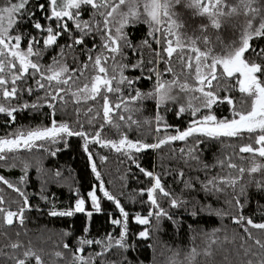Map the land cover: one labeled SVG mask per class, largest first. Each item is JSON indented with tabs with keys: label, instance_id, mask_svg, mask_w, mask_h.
Segmentation results:
<instances>
[{
	"label": "trees",
	"instance_id": "obj_1",
	"mask_svg": "<svg viewBox=\"0 0 264 264\" xmlns=\"http://www.w3.org/2000/svg\"><path fill=\"white\" fill-rule=\"evenodd\" d=\"M8 2L0 0V7ZM95 2L100 7L81 5L78 17L64 18L68 31L51 46L44 45L47 28L60 30L57 24L61 21L48 19L49 0H28L25 8L14 15L15 23L9 33L22 37V50H27L33 37L39 41L32 45L30 59L39 65L40 72L29 68L16 81V95L5 98L3 87L10 91L13 86L12 71L19 75L18 67L12 71L5 68L3 75L9 83L0 87V105L16 111L14 120L0 113V137L48 127L55 119L57 123L68 124L73 132L87 133L88 146L85 150L84 136L61 134L55 142L42 140L30 148L0 153L4 157L0 159V177L12 185L0 181L3 210L0 211V264H18L20 260L37 264L36 256L40 257L39 264H264V229L253 226L264 224V157L258 152L241 151L248 145L261 147L256 144L261 133L245 131L229 137L195 132L184 140L168 139L177 135V130L184 131L190 126L191 107L200 108L195 116L215 115L217 119H228L233 111L249 109L250 98L239 91L237 77H221L212 82L210 89L205 85L220 101L210 109L204 108L201 104L204 98L195 97L196 91L191 90L198 85L194 61L193 69L186 70L181 57L186 60L194 57L192 40L201 51L211 50L212 55L239 47L248 21L252 20L256 28L264 17V0L252 3L253 8L260 9L254 20V14L247 12L240 0H226L238 11L219 16L218 28L207 15L189 7V0H181L171 9L175 13L171 19L180 25L172 26V35L165 34L169 27L165 23L150 36L153 28L145 22L148 18L141 8L139 18L128 16V23L122 29L131 47L118 39V52L109 51L114 45L108 36L120 35L116 28L125 19L123 14L129 12V4L106 0L108 6H104L102 0ZM116 5L119 7L108 17L109 32L105 16ZM71 11L75 16L77 10ZM223 11L229 9L224 7ZM37 22L41 29L34 27ZM177 37L184 47L168 57L164 52L167 40L171 39L175 47ZM81 38L83 43L74 42ZM250 45L245 58L264 66V54L257 55L264 49V37H253ZM97 56L102 58L101 66L107 70L105 78L112 80L114 91L102 87L95 99H85L90 92L78 90L85 84L90 89L93 78L99 74L94 67ZM210 62L209 58L207 63ZM136 64L139 67L133 68ZM49 66L53 71L61 67H67L68 71L59 80L48 81L47 76L52 74ZM168 68L172 71H167ZM121 71L127 80L133 81L131 85L127 80L121 82ZM157 73L166 85L177 81L169 92L172 99L159 104L157 96L145 95L154 93ZM63 80L68 83H62ZM185 83L189 87L182 90L179 86ZM137 91L142 96L132 100ZM105 95L110 105V120L103 113ZM225 97H230L233 104ZM184 105L188 107L183 112L178 110ZM157 116L161 118L159 121ZM97 132L98 142L93 139ZM125 137L138 146H159L142 147L139 151L123 146L117 151L105 143ZM161 140L166 142L161 144ZM253 167L257 171H251ZM157 178L163 191L154 188ZM151 188L155 204L149 199ZM91 190L97 196L98 209L88 195ZM105 191L113 199L105 196ZM80 199L84 200L83 212L75 211V203ZM121 207L128 213L126 225ZM8 211L16 214L11 224L6 219ZM53 212L58 214L52 215ZM64 212L72 214L59 215ZM137 215L148 222L141 224ZM113 220L121 223L114 224ZM122 232L125 233L123 246L116 243ZM141 232L147 235L142 237Z\"/></svg>",
	"mask_w": 264,
	"mask_h": 264
},
{
	"label": "snow or ice",
	"instance_id": "obj_2",
	"mask_svg": "<svg viewBox=\"0 0 264 264\" xmlns=\"http://www.w3.org/2000/svg\"><path fill=\"white\" fill-rule=\"evenodd\" d=\"M181 0H119V4H129V12L123 14L125 16V19L122 21L121 26L116 28V32L120 34L118 37H113L111 35L108 36V40L111 42L113 47L109 48V51L111 52H118L120 50V45L118 43V39H123L125 41L126 46L131 47V44L128 42L127 38L123 36L122 29L126 23H128L127 17L131 16L133 18H139L141 13V8L143 9V14L147 16L146 23H149L153 31L149 32V35H153L154 31H160V25L162 24H169V27H167L165 34L166 35H172V26L180 27V25H176V22L172 20V16L175 15L174 12L171 11V9L176 5L179 4ZM254 2V0H240V4L242 6H245L247 8V12L253 13V20L256 18L257 15L260 13V9L253 8L251 5ZM28 3V0H19V2H12V0H9L8 3H6L3 7H0V87H3L9 83L7 79H5L3 73L5 72V68L9 71L19 68V75L16 74L15 71H12V88L9 91L7 87H3V96L5 98H11L16 95L17 88L15 87L16 81L23 78L25 74L28 73L29 68L33 69L35 72H40V67L38 64L33 63L30 59V57L33 55V47L32 45L34 43H39V41L36 40L35 37L32 38V40L29 41L27 50H22L21 40L22 37L20 35L12 36L9 33V29L13 27V24L15 23L14 15L16 13L21 12ZM102 3L104 6H108L106 0H102ZM50 8H51V16L48 17V19H55L57 21H61V23L57 24V28L60 30H57L54 32L52 27L47 28V37L44 39V45L45 46H51L56 44L57 38L63 34V32L68 31V24L64 21V18H67L68 20H73L76 17L80 15L79 9L81 8V5H91L93 8L100 7L95 0H49ZM189 7L196 8L198 10V14L200 15H207L209 19L211 20V23L215 27H220L218 17L223 15H233L237 13L238 8L233 5H228L226 3V0H189ZM119 5L113 6L111 8V11L107 12V15L105 16V26L106 30L110 32V30L107 29V24L109 23L108 17H111L113 13L117 10ZM227 7L229 11L224 12L223 8ZM41 8H43V5H41ZM72 9H76L77 12L75 16L73 15ZM247 12L245 14H247ZM103 15V14H102ZM85 28L88 27L87 22H84ZM34 27L36 29H41L42 26L39 22L35 23ZM77 28H80V24H76ZM253 37H264V17L260 18L259 26L256 28H253V22L252 20L248 21L247 29L244 31L243 35L241 36L240 46L235 47L231 51H225L223 54L220 55H212L211 50L209 51H201L198 47L195 46L196 41L192 40V48L191 51L194 53V57L189 56L186 61H184V58L181 57V60L184 62V67L188 68L189 70L193 69V61L195 64V79L199 84V87L191 89L192 91H198L202 94L204 98L203 107L210 109L212 105L218 103L220 101V98L217 96V94L214 91L208 90L205 91V85L208 86L210 89L212 86L213 81H219L221 77H227V78H233L238 77L237 84L239 86V91L243 94H245L247 97L251 99V106L250 110L247 111H233V118L232 119H221L217 120V117L215 115H205L202 117L201 120L196 121L194 120L192 122V125H190L185 131H179L177 130L178 134L175 136H171L168 139L170 140H184L186 137L192 135L195 132H201L206 133L209 136H229L234 137L237 136L243 132L253 133L256 131H259L261 134L257 137L256 144L261 145L259 148H253L251 145L245 146L241 149V151L244 152H258L260 157H264V66H262L259 63L255 62H249L245 58V53L250 50V40L253 39ZM13 41H15L13 43ZM76 44L83 43V39H76L74 41ZM159 43V40L156 41ZM147 43V41H145ZM176 46H173V41L171 39L167 40V46L164 48V52L167 53L168 57H172L173 53L177 51V48H183L184 45L181 43L180 38L177 37ZM105 47H108L106 44ZM264 54V49L260 50V53H257V55ZM38 55V53H37ZM10 57L11 59H8ZM211 60L210 63H207V61ZM89 59H92V57H89ZM107 59L106 57L104 58ZM18 61V65L17 62ZM102 64V58L100 56H97L94 61V67L98 69V73L94 78L93 82L91 84V88L89 89V86L87 84L84 85L82 89H79V92L89 93L90 95L85 96V99H95L96 96L101 92V88L104 87L107 89L108 92L114 91L112 88V80L105 78L107 70L101 66ZM87 67V65H85ZM133 68L139 67V64L132 65ZM218 68L221 70L220 75H218ZM49 71L52 72L51 75L47 76L48 81L53 80H59L60 76L63 73H66L68 71L67 67H61L59 71H53L51 66H49ZM167 71L171 72L172 69L168 68ZM105 74V75H100ZM43 76V74H41ZM114 79V77H113ZM139 79V78H138ZM127 80L126 77L123 76V72L121 71V82H124ZM64 84L68 83V80L61 81ZM127 83L131 85L133 83L132 80H127ZM177 81L173 80L167 85L165 83H161L159 80V73H157V84L154 90V93H147L145 95L152 96L155 95L158 97V104L163 103L167 99H172V97L169 96V92L171 90L172 85L176 84ZM40 87L43 88L44 85L40 84ZM182 90L188 89V84H182L180 85ZM29 92H31V89H28ZM62 91V89H61ZM116 91H119V89H116ZM73 95H76V93H73ZM142 94L137 91L135 96L131 97L132 100H136L140 98ZM55 99V97H53ZM104 104H103V113L106 120H110V105L108 101V97L104 96ZM229 104H233V101L230 97L224 98ZM28 105H25L27 107ZM35 107V105H33ZM117 108L120 107V105H116ZM189 107H191V104H189ZM16 111V109H9L4 107L3 105H0V113H6L8 116H10L13 120L15 119V116L13 113ZM181 112L184 111L183 108L180 109ZM200 111L199 108L195 109L193 111V115L196 114V112ZM124 117L121 116V120H123ZM130 119V117H129ZM158 121L161 119L159 116L156 118ZM200 125V126H197ZM159 130V129H158ZM61 134H66L68 136L72 135H78V136H84L85 137V150H87L88 146V140H87V133L85 132H73L68 124L61 123L57 124L56 120L53 119L51 122L50 127H42V128H36L24 132H17L13 134V138H6V137H0V153H3L5 150L12 151L14 149H19L22 146L25 148H30L32 144L35 141H42V140H52L53 142L56 141L57 137H60ZM100 133L97 132L93 139L99 141ZM165 140H161L160 143H165ZM106 144H111L113 147L116 148L117 151L120 150L121 147L127 145L129 148H135L137 151L140 150V148L144 147H158L159 145H139L138 143H133L131 141H128L125 137L124 139H121L119 141V146L113 142V141H106ZM3 156H0V159H3ZM234 166V165H233ZM93 171H95V165L93 164ZM243 171V169H241ZM251 171L255 172L257 171L256 167H253ZM99 174L97 173V176ZM147 175L151 176V173H147ZM0 181H3L5 184H8L9 187H12L11 184L7 180H5L3 177H0ZM101 188H103V185H101ZM154 188H160V182L159 179H156V183L154 185ZM19 191V189H16ZM154 189H149V199L152 201L153 204L156 203L155 199L152 196V192ZM161 191H163L162 188H160ZM23 195V193H21ZM91 197V200L93 204L98 209V199L95 194V191L90 192L88 194ZM104 195L107 196L110 200L113 199L112 196H110L106 191L104 192ZM167 195V193H165ZM117 207L119 206V202L117 201ZM173 204H175V201H173ZM84 200L80 199L76 202V209L77 212H83L84 211ZM0 211H3L0 209ZM120 212L122 213L124 217V223L126 225L128 213L124 211V209L121 207ZM58 213L53 212L52 215H57ZM71 212H64L59 213V215H71ZM16 215L15 213L8 211L7 212V223L11 224L13 222L12 218ZM90 216L91 213H88ZM159 215V213L157 214ZM166 215V214H165ZM137 220L141 224L147 223L146 218H141L139 215H137ZM114 224H120L121 221L119 220H113ZM249 224L252 223L251 220L248 221ZM257 228L264 229V224H256L253 225ZM125 233H121V239L117 240L116 243L118 245H122V240ZM147 232H141L140 236H146ZM82 243H100L99 241H82ZM259 243V241H257ZM13 248L17 247V245H12ZM81 251L83 249H80ZM25 255H29L28 253H25ZM35 259L37 260L38 264L40 262V257L36 256ZM81 260L83 261V257H81ZM18 264H25L24 260H20Z\"/></svg>",
	"mask_w": 264,
	"mask_h": 264
},
{
	"label": "rangeland",
	"instance_id": "obj_3",
	"mask_svg": "<svg viewBox=\"0 0 264 264\" xmlns=\"http://www.w3.org/2000/svg\"><path fill=\"white\" fill-rule=\"evenodd\" d=\"M10 35H12V36H16V34H10ZM15 41H13V43H14ZM26 51V50H25ZM184 58V57H183ZM184 61H186V58L184 59ZM186 70H189L188 68H186V67H184ZM221 70L218 68V72H220ZM195 73V72H194ZM195 75V74H194ZM237 79H238V77H237ZM161 82V81H160ZM162 83V82H161ZM157 84V83H156ZM156 84H155V86H154V90H155V87H156ZM178 85V84H177ZM179 86V85H178ZM180 87V86H179ZM197 87H199V84L198 85H196L195 86V88H197ZM238 88H239V86H238ZM205 91H207L206 89H205ZM190 94H193L194 95V92H192V93H190ZM195 97H203L202 96V94L200 93V92H198V91H196V94L194 95ZM204 103V99L202 100V102H201V104H203ZM250 106H251V99H250ZM188 107V105H184V106H182V107H180L178 110H180L181 108H183V109H186ZM191 109V113H193V111L195 110V109H197V107H191L190 108ZM200 109V108H199ZM248 110H250V107H249V109ZM197 113V112H196ZM193 115V114H192ZM196 115V114H195ZM195 115H193V118L191 119V123H190V125H192V122L194 121V120H196V121H199V120H201L202 119V117L203 116H200V117H198V116H195ZM233 118V116H231L230 118H228V119H232ZM217 120H221V119H217ZM57 124H61V123H57ZM51 125H49L48 127H50ZM197 126H200V125H197ZM186 130V129H185ZM184 130V131H185ZM9 138H13V137H9ZM121 139H124V138H120L119 140H117L115 143L119 146V141L121 140ZM38 141H35L32 145H35L36 143H37ZM114 142V141H113ZM133 143H135V142H133ZM23 147V146H22ZM125 147L126 148H129V147H127V145H125ZM260 147V146H259ZM259 147H257V148H259ZM152 189V188H151ZM90 192H93V190H91ZM89 192V193H90ZM91 198V197H90ZM92 201V200H91ZM92 203V205H94L93 204V202H91ZM95 206V205H94ZM75 207H76V203H75ZM96 207V206H95ZM38 264V263H37Z\"/></svg>",
	"mask_w": 264,
	"mask_h": 264
}]
</instances>
